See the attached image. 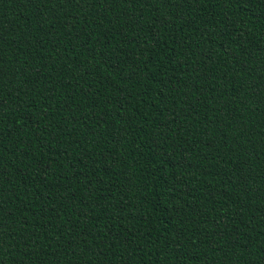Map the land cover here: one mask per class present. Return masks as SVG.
<instances>
[{"label": "trees", "instance_id": "1", "mask_svg": "<svg viewBox=\"0 0 264 264\" xmlns=\"http://www.w3.org/2000/svg\"><path fill=\"white\" fill-rule=\"evenodd\" d=\"M0 264H264V0H0Z\"/></svg>", "mask_w": 264, "mask_h": 264}]
</instances>
